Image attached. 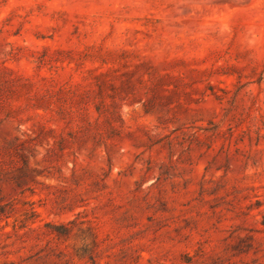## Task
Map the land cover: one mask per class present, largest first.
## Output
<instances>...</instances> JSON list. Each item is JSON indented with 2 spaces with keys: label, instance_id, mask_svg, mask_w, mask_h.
<instances>
[{
  "label": "rangeland",
  "instance_id": "374dc122",
  "mask_svg": "<svg viewBox=\"0 0 264 264\" xmlns=\"http://www.w3.org/2000/svg\"><path fill=\"white\" fill-rule=\"evenodd\" d=\"M0 264H264V0H0Z\"/></svg>",
  "mask_w": 264,
  "mask_h": 264
}]
</instances>
